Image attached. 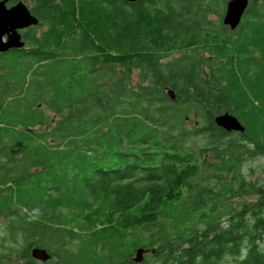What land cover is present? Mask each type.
Segmentation results:
<instances>
[{
  "label": "trees",
  "instance_id": "trees-1",
  "mask_svg": "<svg viewBox=\"0 0 264 264\" xmlns=\"http://www.w3.org/2000/svg\"><path fill=\"white\" fill-rule=\"evenodd\" d=\"M23 1L38 22L0 53V101L20 76L21 121L0 131V214L25 239L6 253L131 264L143 247L141 263L264 264V179L242 172L264 155V0H248L233 30L220 20L227 0ZM200 48L204 64L186 53ZM225 111L242 132L216 126ZM10 153L29 171L4 167Z\"/></svg>",
  "mask_w": 264,
  "mask_h": 264
},
{
  "label": "rangeland",
  "instance_id": "rangeland-1",
  "mask_svg": "<svg viewBox=\"0 0 264 264\" xmlns=\"http://www.w3.org/2000/svg\"><path fill=\"white\" fill-rule=\"evenodd\" d=\"M26 3V2H25ZM28 4V3H26ZM223 14V13H222ZM209 19L213 22H217L219 19L215 14H211L209 16ZM222 19V17H221ZM220 19V20H221ZM182 52H174L170 56L164 58V61H169L175 57L181 56ZM187 54H190L191 56H194L198 59H200L203 64L208 62L209 54L206 53L203 49H198L196 52L190 53L189 51L186 52ZM212 60H215V57H212ZM3 72L0 70V74ZM138 71L136 69L134 70H127L126 74H123V76L126 78V85H129L131 87L135 86V82L138 79ZM20 76H16L13 78V82L11 85H8V89L4 92L3 100L0 101V125L4 124L7 128H0L1 132H8L9 134L13 133L12 126H15L17 124H21V121H18L17 119L20 117L19 115H15L16 109H18L19 104L17 103V98L19 93H17L15 88L19 83ZM1 80V79H0ZM10 80V76H7V81ZM2 82L5 80L2 79ZM22 94L21 96L24 98L21 99L23 101V105L20 106V110H28L27 105L29 104V77L27 78L26 86L22 87ZM166 92V89H165ZM46 112L50 115L56 118L55 115L52 113H49L48 110ZM193 124V118H190L186 121L185 125H188L190 127ZM1 127V126H0ZM10 127V128H9ZM196 143L203 144V141L200 139V137H197L195 139ZM9 158H5L2 162L3 166L5 167H11V164H18L19 168L21 170H25L26 172L29 171L28 169H25V166H29V158L25 157L21 162L16 161L13 157H11V153L9 154ZM24 161V162H23ZM243 174L250 179H264V155H258L255 157L247 158L242 167ZM248 203L254 202L253 200H250L249 197L246 198ZM13 219V220H12ZM24 237L22 234H18V230L15 229V222L14 217L10 216L9 213L4 210L0 214V241L3 243L1 246L4 248H0V264H28L26 263V259L16 256L15 254L9 255L6 253V249H11V247H14L15 249L19 248L22 249L23 245H25ZM78 244L77 240H72L70 242H67L66 247L75 250L76 246ZM261 246L264 247V237L261 243ZM29 254V253H28ZM149 252L147 253V255ZM58 260V259H57ZM56 259L54 260V263H57ZM233 262L228 258V260L223 261L220 264H232ZM33 264H46L41 261H35ZM147 264V263H146ZM150 264H160L158 262H151Z\"/></svg>",
  "mask_w": 264,
  "mask_h": 264
},
{
  "label": "water",
  "instance_id": "water-1",
  "mask_svg": "<svg viewBox=\"0 0 264 264\" xmlns=\"http://www.w3.org/2000/svg\"><path fill=\"white\" fill-rule=\"evenodd\" d=\"M7 1L0 0V53L21 48L24 45L21 30L36 25L38 22V19L31 14L23 0H17L10 5L7 4ZM247 5L248 0H227L222 14V24L226 25L229 30L235 29L240 23ZM166 94L171 99L174 98L172 89H166ZM213 120L216 126L227 132H242L244 130L237 117L227 111L216 114ZM145 251V248L137 247L132 260L136 263L141 262ZM29 254L33 259L41 262L46 261L51 256L47 249L38 246L30 248Z\"/></svg>",
  "mask_w": 264,
  "mask_h": 264
},
{
  "label": "flooded vegetation",
  "instance_id": "flooded-vegetation-1",
  "mask_svg": "<svg viewBox=\"0 0 264 264\" xmlns=\"http://www.w3.org/2000/svg\"><path fill=\"white\" fill-rule=\"evenodd\" d=\"M33 247V246H32ZM48 250V249H47ZM48 252L51 254V256H50V258L49 259H47L46 261H44L43 263H46V264H53L54 263V260L56 259H58L56 262H58L59 261V258L56 256V255H54V254H52V252L50 251V250H48ZM149 252V250L148 249H146V251L144 252V254H143V259L145 258V255L147 254ZM32 258V257H31ZM142 259V260H143ZM32 260H34V261H38V260H35V259H33L32 258ZM133 261V260H132ZM123 264H129V263H123ZM131 264H146V263H141V262H134L133 261V263H131ZM147 264H150V263H147ZM161 264V263H160Z\"/></svg>",
  "mask_w": 264,
  "mask_h": 264
},
{
  "label": "clouds",
  "instance_id": "clouds-1",
  "mask_svg": "<svg viewBox=\"0 0 264 264\" xmlns=\"http://www.w3.org/2000/svg\"><path fill=\"white\" fill-rule=\"evenodd\" d=\"M7 4L10 5V4H12V3H8V1H7Z\"/></svg>",
  "mask_w": 264,
  "mask_h": 264
}]
</instances>
